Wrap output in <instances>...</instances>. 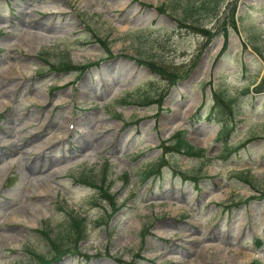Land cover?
Listing matches in <instances>:
<instances>
[{
  "label": "rangeland",
  "instance_id": "1",
  "mask_svg": "<svg viewBox=\"0 0 264 264\" xmlns=\"http://www.w3.org/2000/svg\"><path fill=\"white\" fill-rule=\"evenodd\" d=\"M216 5L0 0V264L48 256L41 233L65 236L73 213L90 237L54 264H264V0ZM138 59L178 73L176 85ZM217 94L233 116H217L230 114ZM180 130L205 158L165 156ZM201 169L198 183L182 175Z\"/></svg>",
  "mask_w": 264,
  "mask_h": 264
},
{
  "label": "trees",
  "instance_id": "2",
  "mask_svg": "<svg viewBox=\"0 0 264 264\" xmlns=\"http://www.w3.org/2000/svg\"><path fill=\"white\" fill-rule=\"evenodd\" d=\"M215 2H217L216 6H218L219 0H215ZM158 11L165 13V9L163 8V6L158 8ZM200 32L203 33L204 35L210 36V32L206 30H200ZM101 44L106 45L105 42H101ZM226 49H227V42L224 45L223 51H225ZM137 61L141 63L142 65L147 66L152 73H154L155 75L165 80L170 87L174 86L180 77L178 73L169 72L168 70L163 69L162 67H160L154 62H150V61L146 62L140 59H138ZM94 66L95 64L93 63L85 65V66H81V67L73 66L71 63H62L61 65L56 67V69L58 71H63V72H75V71L79 72L80 71L81 73H83ZM168 92H169L168 90L162 92L163 94L160 97L159 102L156 101V103L161 104L163 99L168 95ZM215 98H216V105H219L215 109L225 108L230 111V114L233 113L234 111V106H232L234 103L233 101L225 102L223 97L218 94L215 96ZM216 114L218 117L219 116L224 117V115L220 113H216ZM226 135H227V131H224L219 136V139H222ZM166 144L167 143H164V147H163L165 154L176 153V154H180V155H183L189 158H197V159L205 158V150L195 148L190 143H188L187 140L185 139V132L179 131L175 133V135L169 141L170 145L166 146ZM230 151L231 150H227V154H230ZM161 160L162 162L160 164L159 163L153 164L152 166H150L149 169H147V171L145 172V180H149L153 176L157 177L161 175V170L163 167L164 159L162 158ZM201 173H202V169L198 173H195L192 177H189L188 175H184V174L182 175L185 178H189L190 180L198 182L200 180ZM241 176H244L243 178L241 177L242 182L250 185L251 187L253 186V183L249 179L247 174L242 173ZM125 178H128V175H125ZM83 182L86 183L87 185L89 184L92 187H97V185L92 184L88 181H83ZM98 189L100 193H102V195L107 200H109L110 205L114 208L116 206L115 198H114L115 196L111 195L109 191L103 186L99 187ZM88 228H89L88 219L86 217H82L79 214L73 213L71 216H69V220L67 224V232L65 236H60L59 238L54 239L50 237V235L46 232L41 233L43 236H45L48 239L52 252L48 255V257L38 255L37 256L38 262L36 264H52L53 262H56L62 259L63 257H65L66 255L72 253L73 250L77 252L79 244H81L83 241H85L88 238Z\"/></svg>",
  "mask_w": 264,
  "mask_h": 264
},
{
  "label": "bare ground",
  "instance_id": "3",
  "mask_svg": "<svg viewBox=\"0 0 264 264\" xmlns=\"http://www.w3.org/2000/svg\"><path fill=\"white\" fill-rule=\"evenodd\" d=\"M15 217L17 218V217H18V215H15Z\"/></svg>",
  "mask_w": 264,
  "mask_h": 264
}]
</instances>
